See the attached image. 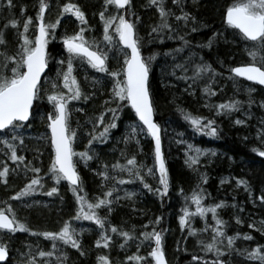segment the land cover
Masks as SVG:
<instances>
[{
    "label": "trees",
    "instance_id": "1",
    "mask_svg": "<svg viewBox=\"0 0 264 264\" xmlns=\"http://www.w3.org/2000/svg\"><path fill=\"white\" fill-rule=\"evenodd\" d=\"M47 2L50 7L45 12V21L54 22L60 17V25L54 30L55 38L49 39V70L41 85L40 98L36 100L32 118L16 133L23 139V143H20V139L10 140L16 146L17 155L25 157L23 162L10 159V152L2 143L5 134L0 133V170L5 165L9 169L7 182H4L5 178H0V209L11 215L7 212L8 205H11L17 219L36 233L58 231L64 222H69L79 233L78 238L86 254L81 255L70 245L57 241L56 255L42 258L37 254L38 251L53 250L49 238L28 231L11 233L0 230V243L5 244L10 253L6 264H27L32 258L36 264H44L45 261L53 264L61 252L67 253L65 264H99L97 257L100 255H107L111 264H155L154 258L149 255L154 247V238L146 240L141 235L153 230L161 232L162 248L168 264H213L217 259H223L227 264H264L259 259H249L247 255L257 246L264 249V201L260 199L264 195V157L253 151L254 148L264 150V90L248 85L234 77L230 71L232 67L245 65L252 60L248 54L251 42L245 41L238 30L224 21L226 8L233 0H180L179 4L164 0L170 12L167 21L171 28L159 32H152V28L161 23V17L150 0H131L130 12L126 14L127 19L136 24L143 57L146 59L155 54L150 65L149 90L156 121L161 126L168 171L167 200L164 195L145 188L140 179L129 176L127 171L112 168L117 163L126 165L127 160L135 156L138 165L144 166L140 169L144 182L152 189L162 188L151 137L138 132L134 138L125 139L131 134V126L139 123L127 101L120 102L122 106L115 119L116 127L109 129L105 139H95L89 146L88 141L92 136L103 131L104 125L113 119L107 109L116 107L112 101V89L117 78L99 72L86 63L81 64L79 58L73 60V74L87 99L82 96L79 100L69 102V124L76 132L72 146L75 152L88 151L92 157L85 162L77 155L73 160L81 178V195H86L89 201L94 202L112 190L111 197H108L111 204L97 210L101 217H106L103 230L93 221L73 219L78 205L71 186L65 180L56 184L50 174L46 175L54 157L46 120V115L53 111V105L47 100L46 93L51 90L53 82L58 83L57 91H67L63 88L62 80H57L58 70L66 69L67 66L66 63H59L68 57L62 39L65 34L71 35L84 27L86 39L90 43L95 41L94 48L107 53L106 64L110 70L121 69L124 56L114 25L110 29L114 43L108 44L103 40V21L99 15L105 7L103 0ZM65 3L78 5L84 11L87 23L82 25L70 13L61 16ZM14 4L16 7L5 11L6 0H0V29L6 40L5 44H0V50L8 54H15L22 42L17 29L11 25L4 28L10 19H18L19 32H23V22L27 16H32L33 23L26 34L34 39L38 32L35 28L39 23L35 19L38 0H14ZM21 6H26L24 14H21ZM181 10L190 14L187 21L176 19V16L182 14ZM118 11L123 13L109 6L106 15H115ZM131 12L135 15H131ZM184 40L188 43L185 44ZM201 63L211 65L215 71L203 73L196 80L191 79L195 65ZM185 76L189 79H184ZM119 79H123V74ZM206 86L213 89L215 95L206 94ZM250 87L255 91L249 92ZM230 100L240 101L237 109L225 111L217 107ZM180 109L214 120L217 134L209 136L207 130L195 131L190 122L184 119ZM101 113L104 114L103 124L98 123ZM243 114L247 117H242ZM237 118H244L245 123L237 124ZM36 123L39 124L38 128L35 127ZM7 136L10 138L11 133ZM186 144L216 149L217 155L204 157L201 163L190 167L186 164ZM32 167H38L41 171L35 173ZM148 168L153 169L152 174H149ZM101 172H107L108 178L100 175ZM35 176L41 178L43 187L37 185V191L18 199L13 198ZM121 179L125 182L120 183ZM241 179L247 181V188L237 184V180ZM53 186L58 187L59 191L48 196L46 193ZM201 189L204 206L223 202L217 208V217L225 222L221 225L225 238L218 247L226 248V237L240 234L234 240L233 247L226 248L220 257H217L215 251H204L201 244V241L211 242L215 235V220L210 212L205 217L191 215L186 225L183 228L180 226L182 209L187 207L195 213L196 205L190 197L194 191L199 193ZM112 226L118 229L116 233L111 232ZM192 229H196L195 234H192ZM102 231L112 237L107 248L103 244L98 247L95 243ZM120 231L130 232L132 238L125 240L119 234ZM245 235H250L252 239H245ZM137 255L142 259H127ZM193 256L198 259L194 260ZM237 258L243 259V262Z\"/></svg>",
    "mask_w": 264,
    "mask_h": 264
},
{
    "label": "snow or ice",
    "instance_id": "2",
    "mask_svg": "<svg viewBox=\"0 0 264 264\" xmlns=\"http://www.w3.org/2000/svg\"><path fill=\"white\" fill-rule=\"evenodd\" d=\"M103 2L105 6L104 10L99 13L100 19L103 21V40L108 44L113 43V35L110 34V29L115 25V34L119 38V43L124 46L123 49H121L124 56L122 68L110 70L106 64L108 58L107 53L100 51L98 48H94L96 42L92 41L90 43L84 35L85 28L80 27L78 31H75L71 35L65 34L62 38L63 46L67 50L68 57L66 61L60 60L59 63L61 65L66 63L67 66L66 69L61 68L58 70L57 80H62L63 88L67 89V92L57 91L58 83L53 82L51 90L46 93L47 100L53 105V111L46 115V120L48 122L47 127L51 130L50 142L54 151V157L46 175L50 174L51 179H53L56 184H59L61 180H65L71 186V191L78 205L73 219L93 221L101 230L105 229L106 217H101L97 210L102 206L111 204V200L108 199V197H111L112 190L110 189L103 194L102 198H98L94 202L89 201L86 195H81L83 191L81 178L77 172L73 157L79 155L85 162L92 159V157L88 154V151L77 153L72 147L76 132L70 128L69 124V102L79 100L82 96L87 99L82 93L76 76L73 74L74 59L79 58L81 64L86 63L99 72L108 73L110 76L117 78L112 89V101L116 103V107L107 109V111L112 113L113 119L104 125L103 131L97 132L92 136V139L88 141L89 146L95 139H105L109 129L116 127L115 119L118 116L119 108L122 106L120 102L127 101L134 110L139 123H134L131 126V134L125 139L130 140L134 138L138 132L144 133L152 138L154 141V161L158 166V171L160 173L159 183L162 185V188L152 189L149 184L144 182L140 170L144 166L138 165L135 156L128 159L126 165L117 163L112 165V168H119L121 171H127L129 176L140 179L141 182L144 183L145 188H148L150 191H155L161 196L167 194L169 187L167 179L168 173L165 165L164 153L162 151L161 126L154 119L155 110L149 90L150 65L151 61L155 59V54L148 56L146 59L142 55L136 24L133 20L126 18V14L130 12L131 0H103ZM172 2L174 4H179L180 0H172ZM150 3L157 7L161 17V23L153 27L152 32L170 29L171 24L167 21L170 12L166 9L164 0H150ZM6 5L5 11L16 7L14 0H6ZM109 6H114L116 10H125V12L119 13L118 11L115 15H106ZM126 6L128 7L126 8ZM49 7L50 5L47 0H38V11L35 17V19L39 21V23L35 25V28L38 29V34L34 35V39L26 34L29 32V27L33 23L32 16H27L23 22V32H19L20 21L18 19L12 18L4 25L5 29L9 25L17 29L22 41L15 54H8L6 51L0 50V58H2V62H0V132L5 134L2 143L9 150L10 159L14 162H23L25 157L17 155L16 146L11 143L10 140L14 141L20 139V143H23V139L16 133L18 129L26 126L25 122H28L33 115L34 102L40 98L41 76L48 67L49 53L47 48L49 39L55 38L54 30L60 25V17H57L54 22L45 21V12ZM25 12L26 6H21V14ZM67 13L75 16L82 25L87 23L85 13L78 5L74 3L63 4L60 15L63 16ZM181 13V15L176 16L178 21H187L190 18V14L183 13L182 10ZM131 15H135V13L131 12ZM136 19L138 20L139 17ZM224 19L228 26L239 30V34L245 41L251 42V46L248 48V54L252 57L251 62L242 66L232 67L230 69L231 73L235 74L237 77H243L248 81L264 85V0H233L231 5L226 8ZM192 30L196 31L195 28ZM181 39H183V37H181ZM5 43L4 32L0 29V44ZM184 43L187 44L188 41L184 40ZM209 46H211V41H209ZM177 67L183 66L177 65ZM214 71L215 70L212 69L209 64H197L195 65L191 79L196 80L200 78L203 73ZM121 74H123L122 80L119 79ZM183 78L189 79L187 76ZM252 91H255V89L249 88V92ZM204 92L209 95H215V91L208 86L204 88ZM105 103L107 104L108 102L106 101ZM249 103H251V100ZM239 105L240 101L230 100L219 104L217 107L220 110L231 111L237 109ZM180 111L183 113L184 119L190 122L195 131L205 132L207 130L206 134L209 136H215L217 134L214 120L206 119L202 116H195L190 112H185L184 109H180ZM205 120L206 123L204 122ZM98 123H104L103 113H101ZM236 123L241 124L243 121L238 119ZM8 133H11L10 138L7 136ZM137 143H139L138 140ZM189 150L195 153V155L189 156L186 161L191 167L198 162V157L203 155L205 150L195 148L192 145H189ZM253 151L264 157V150L254 148ZM105 167L107 168V165H105ZM31 170L35 173L41 171L38 167H32ZM147 170L149 174L153 173L152 168H148ZM8 171L9 169L6 165L0 170V178H5V183L7 182L6 177ZM100 175L104 176L106 179L108 178L107 172H101ZM204 179L206 182V177ZM124 182L123 179L120 180V183ZM237 184L244 185L246 188L248 187L246 180H237ZM37 185H39L40 188L43 187L39 176L32 178L29 184L20 192L16 193L13 198L18 199L21 196L37 191L38 188L35 187ZM58 191L59 188L53 186L46 194L51 196ZM202 193L203 189H201L199 193L195 191L192 193L190 199L196 205L195 213L190 212L187 207L182 209L183 215L179 217L180 226L183 228L191 215L205 217L206 214L210 212L215 220V227H213L215 235L212 237L211 242L204 243L201 241V244H203L204 251H215L217 257H220L224 255L226 248L231 249L233 247L234 240L240 234L237 233V236H227L226 248L218 247L219 244L223 243V238H225L224 229L221 227L225 222L217 217V208L221 207L223 202H221V204H214L206 207L202 204ZM186 199L188 198L186 197ZM260 199L264 201V195H262ZM110 210L109 208L108 211ZM7 212L11 213V215L6 214L5 210L0 209V230H7L11 233L28 231L33 235L39 234L52 241L51 247L53 250L47 252L43 250L38 251L37 254L40 257H53L56 255V250L58 248L57 241L62 242L64 245H70L71 248L78 250L81 255L86 254L82 250L78 238L79 233L69 222H64L58 231H43L42 233H36L29 228L27 224L17 219L11 205H8ZM156 222H159V218H157ZM250 227H252V225H250ZM117 231L118 229L115 226L111 227L112 233H116ZM195 233L196 229H192V234ZM119 234L124 237L125 240L132 238V234L127 231H120ZM141 235L146 240L154 238L155 247L151 249L149 255L154 258L155 264H167L162 248L161 233L153 230L152 232H143ZM244 238L252 239L250 235H245ZM111 239V236L102 231L100 238L97 239L95 243L98 247L103 244V247L107 248L109 247ZM121 247H123V245H121ZM247 255L249 259L255 258L264 262V249H262L261 246H257L254 250L248 252ZM7 258V246L0 243V261H6ZM66 259L67 253L61 252L60 256L57 257V260L54 261L53 264H65ZM97 259L99 264H111L107 255H100ZM127 259L139 261L142 257L138 255L134 257L129 256ZM193 259L196 260L198 257L193 256ZM27 264H36V261L32 258ZM44 264H47V261H45ZM213 264H227V262L223 259H217L213 261Z\"/></svg>",
    "mask_w": 264,
    "mask_h": 264
},
{
    "label": "rangeland",
    "instance_id": "3",
    "mask_svg": "<svg viewBox=\"0 0 264 264\" xmlns=\"http://www.w3.org/2000/svg\"><path fill=\"white\" fill-rule=\"evenodd\" d=\"M115 26V25H114ZM113 43H114V41H113ZM114 47V46H113ZM251 88V87H250ZM248 90H249V88H248ZM67 92V91H66ZM71 102V101H70ZM263 108H264V105H263ZM246 117V116H245ZM243 121V123L242 124H244L245 123V121L244 120H242ZM35 127L36 128H38L39 127V124L38 123H36L35 124ZM48 134H49V132H48ZM50 137V136H49ZM36 140L38 141V143H40V144H42L41 143V140H38L37 138H36ZM73 141H74V139H73ZM189 145H192V146H194L195 148H200V149H202V150H205V152H204V154L203 155H200L199 157H198V161L202 158V157H206V156H208V157H210V158H212V157H214L215 155H217V150L216 149H213V148H201V147H198V146H196V145H194V144H186L185 145V147H186V155H187V157L189 158V156H192V155H195V153H194V151H190L189 150ZM214 153V154H213ZM198 163V162H197ZM196 163V164H197ZM194 165V164H193ZM227 181V180H226Z\"/></svg>",
    "mask_w": 264,
    "mask_h": 264
},
{
    "label": "water",
    "instance_id": "4",
    "mask_svg": "<svg viewBox=\"0 0 264 264\" xmlns=\"http://www.w3.org/2000/svg\"><path fill=\"white\" fill-rule=\"evenodd\" d=\"M128 6H126V8H127ZM123 11V13L125 12V10H122ZM127 18V17H126ZM239 31V30H238ZM37 34H38V32H37ZM121 45V47L123 48L124 46L122 45V44H120ZM47 72H48V67L45 69V72L42 74V76H41V83H42V81H43V79H44V77L46 76V74H47ZM234 76H235V74H233ZM235 77H237V76H235ZM238 79H241V80H243V81H245V82H247V83H249V84H252V85H255V86H257V87H259V88H262V89H264V85H259V84H257V83H255V82H251V81H248L246 78H243V77H237ZM34 105H35V102H34ZM130 106V105H129ZM131 107V106H130ZM132 109V108H131ZM133 110V109H132ZM133 112H134V110H133ZM32 117V116H31ZM31 117H30V120H31ZM154 119H155V121H156V117H155V111H154ZM29 120V121H30ZM29 121L28 122H25V124H27V123H29ZM49 134H50V137H51V130L49 129ZM154 142V141H153ZM162 151H163V149H162ZM157 168H158V166H157ZM158 174H159V176H160V173H159V171H158ZM167 195H168V192H167V194L165 195V200H166V198H167ZM4 231H7V230H4ZM159 233H161V232H159ZM155 247V246H154ZM164 257H165V255H164ZM9 259H10V254H9V251H8V258H7V260L6 261H0V264H6L8 261H9ZM165 260H166V262H167V259H166V257H165ZM167 264H168V262H167Z\"/></svg>",
    "mask_w": 264,
    "mask_h": 264
},
{
    "label": "bare ground",
    "instance_id": "5",
    "mask_svg": "<svg viewBox=\"0 0 264 264\" xmlns=\"http://www.w3.org/2000/svg\"><path fill=\"white\" fill-rule=\"evenodd\" d=\"M224 16H225V14H224ZM127 17V16H126ZM224 21H225V19H224ZM226 23V22H225ZM48 70H49V63H48ZM48 73V72H47ZM233 74V73H232ZM47 75V74H46ZM234 76V75H233ZM46 77V76H45ZM45 77H44V79H45ZM235 77V76H234ZM237 78V77H236ZM44 79H43V81H44ZM149 79H150V73H149ZM241 80V79H240ZM43 81H42V83H43ZM243 81V80H242ZM245 82V81H244ZM42 83H41V85H42ZM245 83H247V82H245ZM248 85H252V84H249V83H247ZM254 86V85H253ZM257 87V86H256ZM35 103H36V101H35ZM35 106V105H34ZM130 107V106H129ZM131 108V107H130ZM33 109H34V107H33ZM133 111V110H132ZM135 114V113H134ZM244 116H242V117H244V118H246L247 117V115H245V114H243ZM246 116V117H245ZM156 117V116H155ZM239 119V118H237V120L239 119V120H244L245 121V119ZM138 119V118H137ZM157 122V121H156ZM158 123V122H157ZM152 139V138H151ZM162 141V140H161ZM154 143V142H153ZM162 149H163V147H162ZM185 153H186V151H185ZM186 157V161L188 160V157H187V155L185 156ZM207 157V156H206ZM203 158L204 157H202L199 161H198V163L197 164H194V165H198L199 163H201L202 162V160H203ZM187 165H189V163H186ZM165 165H166V163H165ZM194 165H192V166H194ZM156 168H157V165H156ZM166 168H167V166H166ZM167 173H168V171H167ZM157 175H158V177H159V174H158V168H157ZM167 179H168V175H167ZM168 191H169V187H168ZM168 196V195H167ZM164 198H165V195H164ZM166 200H167V198H166ZM162 239V238H161ZM154 246H155V241H154ZM165 255V254H164ZM166 257V256H165ZM237 260H240V261H242L243 262V259L241 260V259H239V258H237Z\"/></svg>",
    "mask_w": 264,
    "mask_h": 264
}]
</instances>
